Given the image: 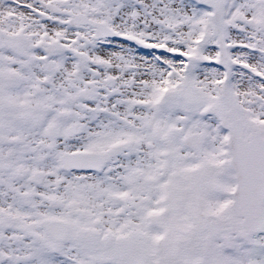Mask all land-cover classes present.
Returning <instances> with one entry per match:
<instances>
[{
  "label": "snow or ice",
  "instance_id": "1",
  "mask_svg": "<svg viewBox=\"0 0 264 264\" xmlns=\"http://www.w3.org/2000/svg\"><path fill=\"white\" fill-rule=\"evenodd\" d=\"M0 264H264V0H0Z\"/></svg>",
  "mask_w": 264,
  "mask_h": 264
}]
</instances>
